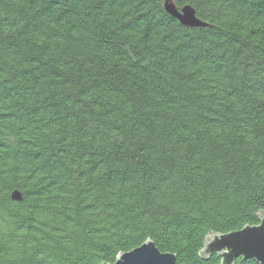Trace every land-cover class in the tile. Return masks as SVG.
Returning <instances> with one entry per match:
<instances>
[{
	"label": "trees",
	"instance_id": "16d2710c",
	"mask_svg": "<svg viewBox=\"0 0 264 264\" xmlns=\"http://www.w3.org/2000/svg\"><path fill=\"white\" fill-rule=\"evenodd\" d=\"M164 1L0 0V264H220L258 224L264 0Z\"/></svg>",
	"mask_w": 264,
	"mask_h": 264
},
{
	"label": "water",
	"instance_id": "95a60500",
	"mask_svg": "<svg viewBox=\"0 0 264 264\" xmlns=\"http://www.w3.org/2000/svg\"><path fill=\"white\" fill-rule=\"evenodd\" d=\"M163 9L183 27L205 28L208 26L196 17L194 9L190 6H184L178 10L171 0H165ZM10 197L14 202L21 201V195L17 191L12 192ZM258 219L257 225L246 226L237 232L223 235L209 234L204 240L199 255L202 258L217 255L220 264H234L237 258L264 264V212L258 214ZM175 262L174 255L159 252L153 243L147 241L138 248L119 255L114 264H176Z\"/></svg>",
	"mask_w": 264,
	"mask_h": 264
}]
</instances>
